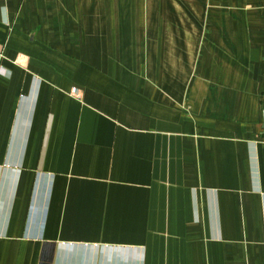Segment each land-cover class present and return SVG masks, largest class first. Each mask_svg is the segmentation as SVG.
<instances>
[{
    "label": "crops",
    "instance_id": "0c3cea01",
    "mask_svg": "<svg viewBox=\"0 0 264 264\" xmlns=\"http://www.w3.org/2000/svg\"><path fill=\"white\" fill-rule=\"evenodd\" d=\"M0 264H264V0H0Z\"/></svg>",
    "mask_w": 264,
    "mask_h": 264
}]
</instances>
